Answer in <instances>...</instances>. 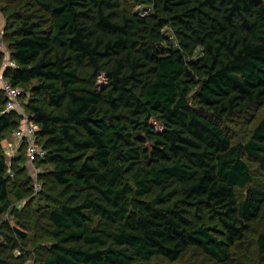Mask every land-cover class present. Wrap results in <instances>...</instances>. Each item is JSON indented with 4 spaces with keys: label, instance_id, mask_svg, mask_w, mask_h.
Listing matches in <instances>:
<instances>
[{
    "label": "trees",
    "instance_id": "obj_1",
    "mask_svg": "<svg viewBox=\"0 0 264 264\" xmlns=\"http://www.w3.org/2000/svg\"><path fill=\"white\" fill-rule=\"evenodd\" d=\"M132 2L151 10L120 0L5 6L15 66L3 76L38 125L50 196L13 209L31 176L21 156L4 155L21 115L0 90V233L12 250L29 243L24 221L41 222L52 239L42 264L176 261L192 247L223 263L264 222V186L247 162L264 166V117L237 142L222 125L264 103V0ZM255 245L264 257V233Z\"/></svg>",
    "mask_w": 264,
    "mask_h": 264
},
{
    "label": "rangeland",
    "instance_id": "obj_2",
    "mask_svg": "<svg viewBox=\"0 0 264 264\" xmlns=\"http://www.w3.org/2000/svg\"><path fill=\"white\" fill-rule=\"evenodd\" d=\"M9 1L10 0H0V52L3 54L4 63L9 58L6 33L8 21L4 11L5 6L7 3H9ZM120 1L125 8L137 14H147L151 10L145 5H134L132 0ZM163 32L172 39L167 29H164ZM200 52L201 51L198 48L191 60L198 58ZM97 82L99 86L104 85L106 82L104 75H100ZM25 91L27 96L30 95L28 89H25ZM27 96L24 98V102H26ZM262 117H264V103L248 110L243 114L223 120L222 125L224 129L230 134L233 141L237 142L247 140L250 137L254 126ZM15 143V138L13 137V133H11L3 141L2 147H13ZM21 151L18 150L17 153H14L13 157L21 156V158L15 162H17L20 168H24L22 177L25 178L31 176L30 181L27 184L29 191L20 200L15 199L12 196V206L13 209H15L28 204L29 210H33L40 204L44 203V195L50 196L49 186L45 182L46 178L41 179V177H39L40 172L46 173L49 171V168L47 166H39L37 163L34 165L26 164V161L24 162V158L22 156L25 155V149L24 154ZM4 155L8 161L9 155H7L5 152ZM247 162L252 171V183L264 186V166L260 167L258 162L253 159H248ZM24 178H21V180H25ZM35 182H39L41 185L44 182L43 190L41 186L40 189L36 191ZM4 219H8V214H4L0 218V222ZM23 224H25L28 228L30 225V230H28L29 243H27V245L18 243L15 249L10 250L5 244V235L0 233V249L2 250L0 252V264H42L41 262L44 255L46 254L47 249L52 243V239L49 237V233H47L46 230L40 226L41 222L33 223L32 221V223H29L24 221ZM259 233H264V222L260 220L255 221L251 225V230L248 235L243 239L242 242H239L233 246L230 259L223 263H218L207 254H204L198 248L192 247L183 253L176 261H169L162 257H154L147 264H264V257L260 256L255 245V240ZM13 238H15L14 235H12V239Z\"/></svg>",
    "mask_w": 264,
    "mask_h": 264
},
{
    "label": "built area",
    "instance_id": "obj_3",
    "mask_svg": "<svg viewBox=\"0 0 264 264\" xmlns=\"http://www.w3.org/2000/svg\"><path fill=\"white\" fill-rule=\"evenodd\" d=\"M15 63L9 58L0 70V90L6 98L5 110L15 111L21 115L20 125L12 133L16 143L8 148L4 147V152L9 155V158L17 153L23 142L25 143V158L26 164H36L46 156V151L38 139V125L32 120L31 116L24 111V106L21 100L22 91L20 88L8 82L3 74L6 68H13ZM11 174V173H10ZM12 176V174H11ZM41 183L35 182V190L38 191Z\"/></svg>",
    "mask_w": 264,
    "mask_h": 264
}]
</instances>
